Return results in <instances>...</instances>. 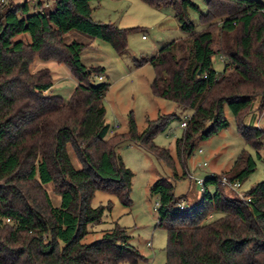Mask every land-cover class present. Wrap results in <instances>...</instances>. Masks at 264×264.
<instances>
[{
	"label": "trees",
	"instance_id": "1",
	"mask_svg": "<svg viewBox=\"0 0 264 264\" xmlns=\"http://www.w3.org/2000/svg\"><path fill=\"white\" fill-rule=\"evenodd\" d=\"M91 1L98 0H53L52 7L41 9L28 0H0V264H137L142 256L116 222L98 239L86 241L112 207L111 202L94 206L93 198L103 192L124 207L131 204L132 173L116 152L123 142L174 171L170 151L154 138L182 121L177 114H158L138 132L129 113L127 131L108 135L103 99L109 84L97 80L103 68L87 67L81 54L93 39L124 54L131 30L93 20ZM141 1L170 10L184 34L136 60L137 66L153 69V96L191 112L174 142L178 163H186L197 140L226 128L225 106L237 132L257 151L264 130L246 126L242 118L256 98L264 107V4L202 0L205 11L200 12L192 0ZM190 10L198 13L203 29L196 30ZM217 21L223 33L233 36L215 49L210 27ZM72 31L89 43L67 42ZM217 53L223 57L220 73L212 62ZM34 57L69 69L77 85L67 101L46 93L52 79L47 68L31 72ZM255 167L242 150L226 177L241 184ZM219 177L203 180L193 206L175 196L170 179L151 184L156 227L166 234L163 264H264V181L241 198L228 197ZM173 179H178L175 173ZM47 186L57 195V205ZM181 200L184 208L178 206Z\"/></svg>",
	"mask_w": 264,
	"mask_h": 264
},
{
	"label": "rangeland",
	"instance_id": "2",
	"mask_svg": "<svg viewBox=\"0 0 264 264\" xmlns=\"http://www.w3.org/2000/svg\"><path fill=\"white\" fill-rule=\"evenodd\" d=\"M7 1L19 2L20 0ZM192 1L198 6L200 12L205 11L202 0ZM258 1L264 4V0ZM28 3L30 5L40 3L41 9H49L52 7L53 0H28ZM90 7L93 20L131 30L127 35L124 54H117L110 44L99 39L91 40L90 45L81 54V60L87 67L103 68L104 80L102 82L109 84L103 99L105 122L112 130V132L109 130L108 135L127 131L129 113H132L138 132L145 128L146 120H154L158 114L175 113L181 119L191 115V112L181 109L173 102L153 96L149 90V84L153 78L152 67L149 64L136 65V60L151 56L158 51L161 45L184 37L175 18L170 14H160L158 10L151 8L141 0H98L91 1ZM189 17L196 25V30L204 28L198 23L196 11L190 10ZM210 30L214 39L213 48H222L226 42H231L233 34L223 33L220 30V22L217 21L210 27ZM65 40L89 43L85 35L75 31L67 34ZM212 62L215 71L222 72L223 62L218 53L213 56ZM40 63H44L42 67L48 68L52 79V86L46 93L59 95L64 100H68L77 85L69 69L55 61L43 62L38 57H34L30 66L31 72L39 70ZM95 82L98 81L95 80ZM259 105L260 99L256 98L242 120L246 126L264 130V107L261 108ZM224 116L227 121L226 128L207 139L197 140L191 156L186 163L181 162V165L175 157L174 148L175 140L183 133L180 121L172 122L154 138L156 145L170 151L174 160V171L167 169L138 146L130 142L121 143L116 152L132 173L129 193L131 204L129 207H124L115 196L96 192L92 205L111 202L112 207L110 213L103 217L102 223L95 226L94 232L86 237V241L98 239L101 231L110 229L116 222L126 229L130 237L129 244L134 246L142 256L137 264H163L166 234L164 230L156 227L157 198L151 196L149 192L154 181L162 177L170 179L174 184L175 196H184L186 203L193 206L200 199L201 186L196 184L194 179L190 180L188 173L196 179H205L210 173L226 176L242 150L254 159L255 170L240 184L238 190L233 191L221 187L223 193L228 197L241 198L243 193L250 190L254 184L264 181V160L262 159L264 157V136L259 139L260 144L256 151L237 132L235 119L226 106ZM257 152L261 158L257 157ZM174 173L178 176L175 181H173ZM47 190L53 203L57 205L59 202L57 195L52 193L50 186H47ZM210 191H212L211 188ZM214 218L215 216H212L210 219Z\"/></svg>",
	"mask_w": 264,
	"mask_h": 264
},
{
	"label": "built area",
	"instance_id": "3",
	"mask_svg": "<svg viewBox=\"0 0 264 264\" xmlns=\"http://www.w3.org/2000/svg\"><path fill=\"white\" fill-rule=\"evenodd\" d=\"M220 59L223 61V57L221 56ZM97 80L98 81H102L103 80V76L102 75H98L97 76ZM190 118V115L184 116V118L182 119V121L180 122V127L185 128L186 123L188 121V119ZM110 132H112V130H110ZM212 173H210L209 175H211ZM188 178L190 180L194 179V181L196 182V184H198L199 186H201L202 188V184H203V180L204 179H196L194 178V176L191 173H188ZM218 183L223 186L226 187L229 190H233L236 191L239 189L240 184L237 181H230L226 176H221L217 179ZM179 208H184L186 206V203L184 200H181L178 204ZM8 221V219L6 220ZM149 245V244H148Z\"/></svg>",
	"mask_w": 264,
	"mask_h": 264
},
{
	"label": "crops",
	"instance_id": "4",
	"mask_svg": "<svg viewBox=\"0 0 264 264\" xmlns=\"http://www.w3.org/2000/svg\"><path fill=\"white\" fill-rule=\"evenodd\" d=\"M151 8H153V7H151ZM153 9H155V10H158V12L160 13V14H162V15H172L173 16V14H172V12L170 11V10H167L166 9V11H161L160 9H156V8H153ZM176 20V19H175ZM177 22V21H176ZM177 26H178V23H177ZM178 28H179V26H178ZM180 30V29H179ZM181 38V37H180ZM175 40V39H174ZM219 57H221V55H219ZM221 60V59H220ZM222 61V60H221ZM44 65V63H40V66H39V68L41 69V68H47V67H42ZM99 67V66H98ZM48 69V68H47ZM36 71V70H35ZM102 76H103V73L101 74ZM104 77V76H103ZM103 80H104V78H103ZM65 101H67V100H65ZM255 105V104H254ZM257 108V107H256ZM258 112V111H257ZM212 174H214V173H212Z\"/></svg>",
	"mask_w": 264,
	"mask_h": 264
}]
</instances>
